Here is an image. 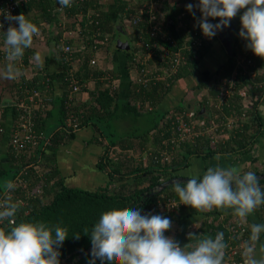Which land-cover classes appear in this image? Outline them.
Returning a JSON list of instances; mask_svg holds the SVG:
<instances>
[{"label": "trees", "instance_id": "1", "mask_svg": "<svg viewBox=\"0 0 264 264\" xmlns=\"http://www.w3.org/2000/svg\"><path fill=\"white\" fill-rule=\"evenodd\" d=\"M156 1L160 4V10L162 11L160 17L162 19V27L170 34V38L165 39V37L160 35L157 39L158 46L154 48L155 54L148 57L142 55L147 50L144 42H153L154 39L148 33L147 23L140 17L146 15L145 12L141 14L138 10L142 0H135V2L134 0H72L71 7L61 6L64 11L63 14L58 10V7H60L58 0H30L17 10L19 14L23 13L27 19L40 28V34L44 35L46 42L52 45V51L55 50L62 64L59 70L53 73L43 71L40 74L41 76L32 75L26 78L23 73L18 80H12L10 88L14 89L15 95H20L21 83H23L22 89H27L36 83L43 87L54 79L60 81L63 86V93L59 98L60 114L58 122L61 124L58 131H54L49 136L46 135L48 138L45 136L47 141L45 140L44 142V139L39 138V128H36L34 123V131L38 134L35 143L26 144L27 146L20 150H15L12 147L10 141L13 133L12 129L8 140L9 149L6 155L4 154L5 156L1 154L0 147V176L5 173H11L5 179L21 178L27 181L26 184L30 189H33L28 194L23 189L16 188L13 190L12 201L22 202L23 205L17 213V222H44L48 226L59 225L67 228L69 236L59 249L60 264L63 261L70 262L75 258L73 264H89L91 250L82 257H77L81 251L91 245L90 236L85 234L84 230L88 229L90 233L104 211L123 207L139 208L141 214H159L170 218L173 223L175 220L176 224H179L180 221L181 223L185 222L186 216L196 212L190 206L180 204L175 213L174 211L160 212L158 205H156L158 200L165 202L169 198H177L173 191V183L166 185L163 189L151 195H145V193L150 192V189L160 181L181 175L179 170L189 165L191 156L207 157L217 153L238 150L245 146L246 142L243 140L249 141L254 135L253 132L251 133L252 130H250V134L249 132L241 135L239 133L243 140H241L242 137L230 136L225 142L217 140L212 144L210 133H206L207 135L201 133L202 135L196 136L194 141L190 142L188 140L181 144L180 148L174 151L173 158L164 162L161 161L160 151L170 147L169 144L165 145L162 143V140L172 133L175 115L181 112L182 108L181 105H178L175 107L176 110L170 114L160 110L157 106L175 81L194 72L199 73L200 81L196 86L203 88L205 92L199 98L198 107L194 109V116L196 118H204V123H210L211 119H218L220 110L231 113L241 105L243 96L237 91L225 103H221L219 107L215 105L217 101L214 99L211 103L209 97L217 93L222 78L230 76L235 67H237L236 56L245 55V68L242 65H238V69L241 70L239 76L242 78V85L249 84L250 100L253 102L257 100L254 96L255 92L260 91L264 86V59L255 56L251 51L246 52L247 48L245 45L247 41L238 35L240 30L238 17L235 27L230 28L234 30L231 44L232 52L227 53L223 62L217 63L212 70L201 68V61L213 44V39L217 36V33L212 38H206L201 47L195 51H186V59L179 63L175 72H169L171 61L166 56V53L177 48L172 35L179 40L190 34V31H188L189 20L193 18L197 22L196 18L199 16L196 14V18H194L186 10L185 5L189 2L183 4L185 0L168 4L165 0ZM88 10L91 12L89 18H87ZM238 14L240 16L242 12ZM62 18L65 19L64 27L62 26ZM126 18L131 21L129 24V26L133 27L131 31L126 29ZM134 18H138L135 23L133 22ZM89 19L92 20L88 21ZM208 19L209 22L216 23V18ZM79 21L85 24L88 21L87 29L90 35L81 40V42L85 43V48L71 50L72 58L77 63V67L73 69L71 68L72 65L64 58L62 45L68 43L72 44L73 47L80 40L76 37H65L63 31L64 29H73ZM177 23H179V26H176ZM119 26L124 27L126 31V36L128 37L127 47L117 44L120 39ZM96 30L99 31V38L108 35L109 45H103L99 42L95 43L96 36L92 35V33ZM85 33L86 31H82L81 34L85 36ZM38 37H34V39ZM80 38L82 37L80 36ZM93 44H96L98 49L109 51L112 48L115 51L117 50V56L113 60V64L109 66V64L103 62V66H99L96 62L91 63L90 59L97 49L93 47ZM33 51V47L25 50L24 65L18 66L21 70L29 67V56H31L30 54ZM138 51H141V54ZM246 59H250V61L247 62ZM2 61L6 65V60L3 59ZM244 69L254 71L253 75L248 72H242ZM70 73H73L74 78L79 82L77 91H72ZM41 79H43V82ZM89 82L93 86H89ZM88 86H92L91 90L95 96L80 104L74 102L75 93L86 89ZM0 89H2L1 86ZM121 91H129V97L127 99L121 98L119 96ZM120 102L123 111L129 110L135 114L147 113V111L154 112V123L143 132L133 131L122 135H118L112 129L106 132L105 129L108 126V128L113 127L110 123L113 113L109 112L110 106L119 105ZM138 102H140L139 105ZM202 105L206 108L208 107V113L198 116L197 112ZM3 112L4 110L2 109L0 112V125L3 131L0 135V146H3L2 141L6 138V133H8L5 119L3 120ZM68 114H72L73 122L77 123L78 128L83 126L90 127L92 130L90 140L98 143L103 142L100 137L105 140L104 146L107 150L100 157L98 166L107 172L109 180L105 185L97 189L68 186L64 183L63 176L56 175L55 167H50L41 175H37L31 168L33 163L38 162L43 163V166H48L50 162L54 161V159L52 161L49 150L54 153L58 149V145L67 141L65 136L71 138L75 135L76 130H73L72 126H66ZM13 119L14 122L17 121L16 111H13ZM256 124L255 122L246 125V129ZM53 128L50 126L47 132H52ZM150 134L154 137L152 152L149 151L147 144L150 143L148 139ZM39 140L40 142L43 140L42 144L44 143L45 147L40 148L38 146ZM143 152L148 155H145V160L142 159ZM32 153L34 157L30 155ZM138 155L141 156L139 159H137ZM52 164L54 165V163ZM251 171L264 173V168L255 167ZM259 183L261 189L264 190V178H260ZM38 188L42 191H38ZM0 191L3 195L5 191L3 184H0ZM3 196L5 197V193ZM42 196L48 197L41 199ZM210 212H215L214 215H208L212 219L206 217L197 227L189 226V229L185 230V238L182 245L186 243L194 244L196 239L205 236L214 238L217 232H223L227 235L225 225L235 216L231 214L230 210L226 212L213 210ZM255 214L258 221H264V206L257 209ZM250 226L251 224L248 223L243 231V236L246 239H249L250 236ZM0 227L7 228L8 222L0 223ZM189 233H196V238H189ZM73 235H79L80 238L75 239ZM95 264H101L100 260L97 259Z\"/></svg>", "mask_w": 264, "mask_h": 264}, {"label": "clouds", "instance_id": "2", "mask_svg": "<svg viewBox=\"0 0 264 264\" xmlns=\"http://www.w3.org/2000/svg\"><path fill=\"white\" fill-rule=\"evenodd\" d=\"M16 2L19 4L20 0ZM58 3L62 7L72 6V0H58ZM185 8L194 18L195 10H199L195 26L208 38L226 32L221 31L223 28L230 26V29L231 20L243 9L238 35L247 41V49L264 59V0H197L195 4H186ZM0 15L9 22L3 40L7 63L0 71V78L18 80L23 72L16 62L22 60L25 50L32 47L34 37L40 35V28L23 13L0 12ZM208 18L219 20L211 23ZM13 21L18 22V27L13 26ZM0 28H3V21H0ZM34 63L36 68H43V58L38 52L34 55ZM181 175L187 176L186 181H173L178 204L190 206L196 212L230 210L242 225L247 226L248 217L264 206V190L253 171L241 173L235 167L216 165L208 167L202 176L195 170ZM16 187L12 180L3 183L6 192ZM22 206V202H13L10 196L0 200V223L8 222L7 228L0 227V264H60L59 249L69 236L67 228L48 226L44 222H17V213ZM171 228L170 218L141 214L139 208L104 211L90 233L88 229L84 230L91 241L89 264H95L97 259L101 264H224L228 244L223 232H217L214 238L205 236L196 239L194 244L181 246L173 237L165 235ZM262 233L264 223L251 224L249 239L242 247L244 264H264V244L259 245V250L257 248ZM188 237L195 239L196 233H189Z\"/></svg>", "mask_w": 264, "mask_h": 264}, {"label": "crops", "instance_id": "3", "mask_svg": "<svg viewBox=\"0 0 264 264\" xmlns=\"http://www.w3.org/2000/svg\"><path fill=\"white\" fill-rule=\"evenodd\" d=\"M242 11L243 9L241 10V12ZM238 17L239 14H237V18ZM218 20L219 18H216L217 22ZM227 28L228 27L223 28L221 31H224ZM215 38L213 39L215 41L210 46V49L205 53L204 58L201 61V68H209L210 70H212L216 67L217 63L219 64L226 59L228 50L218 38V34ZM117 44H119V42H117ZM78 45L79 44H77V46ZM32 47L34 48V51L30 54L31 56H29V67L22 69V72L24 73V76L26 75V78L32 75L41 76L40 74L43 71H46V73H53L61 68L62 62H60V58L58 57L55 50L52 51V45L50 43L46 42L43 44L41 42H38V39H34ZM116 51L112 48L109 49V51L99 48L95 53V55L97 56V65L103 66V62L105 64H109V66L113 64V60H115L117 56ZM37 52L40 53L43 58L42 69L35 67L34 55ZM4 68L5 65L3 61L0 60V71H3ZM41 80L43 82V79ZM199 81L200 75L196 72L182 77L180 80L175 81L172 84L171 89L168 91V93H166V95L161 100V102H159L157 107H159L160 110H163L164 112L166 111L170 114H172L176 110L175 107H177L178 105H181L182 109H197V102L199 101V98L202 95V93L200 92H204V89L201 90L199 89V87L196 86ZM90 84L91 83L89 82L88 85L90 86ZM89 86L86 89L80 90L79 92L75 93L74 102L80 104L83 101L90 99V97L95 96V94L91 90L93 85L91 87ZM13 90H9L5 99L1 100L0 102L2 105V109L4 110L3 120L5 119V126L7 128L6 131H8V133H6V138H4L2 141L3 144L1 143L3 146H0L2 155H6L9 149L8 140L10 137V132L16 123L13 119V103L17 101L20 95H15ZM28 90L29 91L26 93V101L30 105L31 112L34 114L33 122L35 123L36 128H39V138L44 139L45 142V140L48 138L46 135L49 136L54 131H58V129L60 128L61 123L58 122L60 114L59 98L60 95H62L63 93V86L60 84V81L54 79L52 80V82L45 84L43 87H41L39 83L32 84V86H30ZM216 94L210 96L213 101L214 99H217ZM250 95L251 93H249L248 90L247 95L242 97L241 105L239 106V108L233 110V112L231 113H228L225 110H220V115L218 116V119H211V121H209L210 123L213 121L222 123L226 117L233 118V116H237L238 114H240L239 109L243 108L246 110V113L244 116H240L235 121L237 123L236 125L231 128H225L223 130H221L222 126H219L217 129H211L204 132L205 135L206 133H210L213 131L212 133L215 135L216 138L214 141L211 140V143L213 144V142H216L217 140L225 142L230 136L241 138V134H245L247 132H249L250 134V130H252L251 133L253 132L254 135L249 141L243 140V137L241 138V140L246 142L245 146L239 148L238 150L228 151L226 153H217L207 157L191 156L189 165L187 167H184L183 169H180L179 173L182 174L189 172V170H195L202 175L208 167H214L216 165H219L224 168L235 167L239 169L241 173L251 171L255 169V167L264 168V86L263 88H261L260 91L258 90L257 92H255L254 96L257 99L255 102L250 100ZM119 96L121 98L127 99L129 97V91H121ZM139 104L140 102H138V105ZM117 108H119L118 105L114 104L110 106L109 112L115 113L117 112L116 110H118ZM197 119L200 121H204V118L202 117H197ZM255 122L257 123L255 126L251 125L250 128L246 129V125H250ZM210 123L205 122L201 125L197 124V127L201 128L203 126L202 128H204ZM50 126L54 128L52 132L48 133L47 131ZM91 135L92 130L90 129V127L83 126L76 130V133L73 137L68 138L65 136V139L67 141L58 145V149H56L54 153H52V150H49L51 152L50 154L52 161L54 159V161L52 162L54 163V165L50 162L48 166L45 167V170L42 171L45 172L50 167H55L56 175L63 176L64 183L68 186H77L84 189H97L98 187L105 185L106 182L109 180L108 174L105 170L101 169L98 166V161L100 157L105 154L107 150L104 146L105 140L104 138L100 137L103 142L98 143L97 141L90 140ZM45 136L47 138H45ZM244 136L248 137L247 135ZM148 137L150 142L147 143L148 148L149 151L152 152V147L154 145V137L152 136V134L148 135ZM194 138L195 137H193L189 141H194ZM42 141L40 142L39 140L38 142V146L40 148L45 147L44 143L42 144ZM30 155L33 156V153ZM145 155L147 154L143 152L142 159L144 160ZM140 157L141 156H139L137 159H139ZM31 168L33 169V167ZM176 199L178 200V197ZM214 214L215 212H192V214L185 217V222L181 223L180 221L179 224L175 225V229L173 232L170 233L167 231L166 234L167 236L173 237L176 241L179 242L181 246H183L182 242L185 238V230L189 229V226H193V228L197 227L195 226L198 224L196 223L197 221L200 220L201 222H203L205 218L208 217V215ZM208 218L212 219V217L210 216ZM248 223H264V221H258L257 216L254 213L253 215L249 216ZM171 230H173V228H171ZM260 244H264V233L261 235L260 241L258 242V250Z\"/></svg>", "mask_w": 264, "mask_h": 264}, {"label": "built area", "instance_id": "4", "mask_svg": "<svg viewBox=\"0 0 264 264\" xmlns=\"http://www.w3.org/2000/svg\"><path fill=\"white\" fill-rule=\"evenodd\" d=\"M30 0H20L19 4H17L16 0H0V12H10L12 15H18L19 13L17 10L23 6L25 3H27ZM168 3H175L179 0H165ZM135 2V0H134ZM193 3L195 4L197 0H185L184 3ZM178 3V2H177ZM139 12L142 14L143 12L146 13L144 16H140L141 19H144L145 23H147V30L151 37H153V42L146 41L144 42L145 48L149 51V55L151 56L155 54L154 48L158 46L157 39L161 35L162 37L170 38V34L167 33L162 27V19L161 14L162 11L160 10V4L157 3L156 0H142L140 7H138ZM58 10L60 13H64L63 9L58 7ZM145 10V11H144ZM87 18L91 16V12L87 11ZM195 13L200 16L199 10H195ZM65 17V15H63ZM62 26H65V19L62 18ZM140 19V18H139ZM92 19H89L88 21H91ZM0 21H3V28H0V60L5 59L6 60V54L4 51V31L7 30L9 26V22L4 20L3 15H0ZM87 21V22H88ZM138 18H134L133 22H137ZM87 22L81 23L80 21L76 24V26L73 29H64V32H67V34H74L78 35V39L80 40L77 44L78 46H81L84 48V42H81V40H84L87 38L90 34L88 33L87 29ZM131 21H129L130 24ZM126 23V21H125ZM13 26L18 27V22L13 21ZM129 25L128 23H126ZM187 25V24H186ZM189 27L188 31H190V34L185 35L183 38H180L179 40L176 39L175 36L172 35V39H174L176 49L174 48L171 51H167L166 56H168L170 62L169 65V72H175L179 66V63L183 62L186 59V51H195L199 47H201L204 40L208 37L204 36L196 25L195 20L191 18L189 20ZM176 26H179V23L176 24ZM82 31H86V35L83 36L81 33ZM99 31L96 30L92 33V35L95 37V43L99 42L103 45H109V37L108 35H104L103 38L98 37ZM65 34V35H67ZM64 35V34H63ZM64 35V36H65ZM80 36L82 38H80ZM66 37V36H65ZM72 44L64 43L62 45L63 51H64V58L68 61L69 64L72 66L75 65V59L72 58V52H71ZM93 47L97 48L96 44H93ZM98 48L96 49V51ZM96 51L93 53V57H91L90 62L95 63L97 56L95 55ZM251 51L250 49H247L246 52ZM140 51H138L139 53ZM146 56V57H148ZM236 61L238 65H242L244 68V61H245V55H237ZM246 61H250V59H246ZM17 66L24 65L23 64V58L20 61L16 62ZM235 67L233 72L228 77H223L221 84L219 86V90L216 94L217 99H215L217 102L215 103L216 106H220L221 103H225V101L231 97L236 91L242 95L246 96L248 93V86L249 84H243L242 85V78H240L239 73L241 70ZM72 68V67H71ZM71 70V69H70ZM242 72H248L253 75L254 71L252 70H245ZM70 79L72 83V91L79 88V82L76 78H74L73 73H70ZM23 83L20 85L19 94L17 101L13 103V111L17 112V121L13 127V133L12 137L10 138V141L12 143V147L15 150H20L21 148H24V146H27L26 144H33L35 143L36 136L38 137L36 131H34L35 127L33 122V116L34 114L30 110V105L26 101L27 92L29 91L27 89L23 88ZM240 88H239V87ZM239 88V89H238ZM211 103L213 102V99L210 100ZM2 111V105L0 103V112ZM239 113L237 116H233L230 118H225L222 123L219 122H211L209 125H206L204 128H198V125H201L204 123V121L198 120L194 114L195 110L193 109H185L181 110V112L177 113L175 115V123L172 127V133L164 138L162 140V143L165 145L169 144V149H162L160 151L161 161H167L173 158L174 151L178 150L181 146V144L187 140L192 139L193 137H196L197 135H200L201 133L206 132L207 130L211 129H217L219 126H222L221 130L225 128H231L237 123L235 122L240 116H244L246 113L245 109H239ZM73 116L72 114H68L66 117V126H72L74 129L78 128V125L76 122H73ZM197 128V129H196ZM3 131L2 126L0 125V135ZM213 132V131H212ZM210 132L211 140L214 141L215 135ZM16 179V178H15ZM13 179L12 181H14ZM17 181H21L25 184V180H22L21 178H17V180L14 181V183H17ZM18 188V187H16ZM15 188V189H16ZM5 193V197L3 196ZM3 195H0V200H3L7 197L13 196V190L10 192L4 191ZM179 201L175 198H169L165 202L162 200H158L156 205H158L160 212H169L174 211L177 212ZM227 228V235L224 234L225 242L228 244V248L226 249L225 253V260L224 264H244V257L242 256V247L246 239V237L243 236V231L245 230L246 226L242 225L237 217L231 218L229 223L225 225ZM165 235H167L165 233Z\"/></svg>", "mask_w": 264, "mask_h": 264}, {"label": "rangeland", "instance_id": "5", "mask_svg": "<svg viewBox=\"0 0 264 264\" xmlns=\"http://www.w3.org/2000/svg\"><path fill=\"white\" fill-rule=\"evenodd\" d=\"M125 21H126V23L129 24L130 19L129 18H126ZM216 23H217V21H216ZM132 28L133 27L131 25L130 26L129 25H126V29H129L131 31ZM63 34L65 35V34H67V32H64ZM65 36L66 37H76V38H79L77 34H74V32L72 34H67ZM37 39H38V42H41L43 44H44V42H46V37H44V35L42 36V34H40ZM120 39H124V34H121ZM120 43L122 45V42L121 41H120ZM71 49L72 50L82 49V47L77 46V43H75V46L71 47ZM140 54H141V51H140ZM149 54H150L149 51L146 50L144 52V54H142V55L148 56ZM76 67H77V63L75 62V65L72 66V68L75 69ZM0 79H1L0 86L2 88V89H0V95L4 97V98H2V100H3V99H5V97L7 95V92L9 90H12L10 88V86L12 84V80H5V79H2V78H0ZM199 89L203 90V88H199ZM204 92H205V90H204ZM204 92H200V93H204ZM210 99H211V97H210ZM121 102L118 105L119 108H117L118 109V110H116L117 112L112 113V116H111V119H110V123H111V125L113 127L108 128L109 127L108 126L105 129L106 132H109L110 129L116 131L118 133V135L129 134V133H131L133 131L143 132V131H145V129L149 128L154 123V120H155V113L154 112L148 111L147 113L135 114V113H133V112H131L129 110H126V111L124 110L123 111ZM197 104H199V103L197 102ZM120 107L122 109H120ZM183 110H185V109H183ZM32 167H33L34 172L37 173V175H41L43 173L42 170H45V167L46 166H43L42 163L39 162V163L33 164ZM8 175H11V173H5V174H3V175L0 176V184H3L5 182V180H7L5 178H7ZM15 180H17V178ZM26 182L27 181H25V184H24L21 181H17L16 185H17V187L20 190L23 189L28 194L31 191H33V189H30L28 187V185L26 184ZM38 191L41 192L42 190L40 188H38ZM47 197L48 196H42L41 199H43V198L46 199ZM196 223H198V224L195 225V226H198L202 222L199 220ZM175 225H176V221L174 220V223L172 222V228H173V230L170 229V231H168V232H170V233L173 232L174 229H175L174 228Z\"/></svg>", "mask_w": 264, "mask_h": 264}, {"label": "water", "instance_id": "6", "mask_svg": "<svg viewBox=\"0 0 264 264\" xmlns=\"http://www.w3.org/2000/svg\"><path fill=\"white\" fill-rule=\"evenodd\" d=\"M236 22H237V16L231 20V22H230L231 27H235ZM167 23H169V21H167ZM118 28H119V37H121V34H124V39H119L118 40V42H119L118 45H121V43H120V41H121L122 42L121 46L127 47L128 46V37L126 36V31H125L124 27H122V26H119ZM233 32H234V30L232 28V29H230V30H228V31H226L224 33L223 32H219V34H218V37L220 38V41L226 47V49L228 50V53L232 52L231 44H232V34H233ZM197 114L198 115L207 114L206 107L202 105ZM256 176L258 177V179L264 178V173H256ZM177 179L186 181L187 176L177 175V176H174V177H171V178L164 179V180L160 181L159 183H157L154 187H152L150 189V192L145 193V195H151L154 192H158L161 189H163L166 185L172 184L173 181H175ZM0 194H1V191H0ZM90 250H91V245L87 249H85L84 251H81L77 255V257H82L84 254L88 253ZM75 259H73L70 262L63 261L61 264H73Z\"/></svg>", "mask_w": 264, "mask_h": 264}, {"label": "flooded vegetation", "instance_id": "7", "mask_svg": "<svg viewBox=\"0 0 264 264\" xmlns=\"http://www.w3.org/2000/svg\"><path fill=\"white\" fill-rule=\"evenodd\" d=\"M228 30H230L229 27H228L225 31H228ZM219 39H220V38H219Z\"/></svg>", "mask_w": 264, "mask_h": 264}]
</instances>
